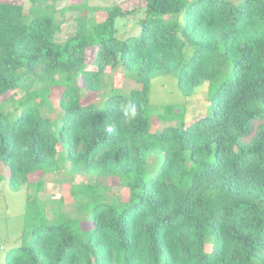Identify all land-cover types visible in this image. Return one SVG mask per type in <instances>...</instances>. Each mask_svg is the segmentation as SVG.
<instances>
[{
    "label": "trees",
    "instance_id": "trees-1",
    "mask_svg": "<svg viewBox=\"0 0 264 264\" xmlns=\"http://www.w3.org/2000/svg\"><path fill=\"white\" fill-rule=\"evenodd\" d=\"M56 1L0 2V169L38 200L61 162L91 182L68 184L60 203L74 215L40 216L4 264H264V0H145L131 11ZM70 12L74 33L57 41L58 15ZM135 15L137 31L121 34L119 21ZM107 70L138 87L103 90ZM159 76L184 97L207 83L206 114L151 132ZM53 88L57 120L41 115ZM129 102L136 116L125 119ZM151 155L161 157L155 173ZM98 177L126 199L106 198ZM28 204L27 218L42 211Z\"/></svg>",
    "mask_w": 264,
    "mask_h": 264
},
{
    "label": "rangeland",
    "instance_id": "rangeland-1",
    "mask_svg": "<svg viewBox=\"0 0 264 264\" xmlns=\"http://www.w3.org/2000/svg\"><path fill=\"white\" fill-rule=\"evenodd\" d=\"M233 3H237L240 0H230ZM0 2H11L17 4H24L28 6V0H0ZM80 0H57L56 8L62 9L70 4L80 3ZM87 5L91 8H106L111 6H118L122 11H131L133 9H142L145 5V0H87ZM76 13H65L63 17L58 15V19L61 21V29L56 36L57 41H64L70 37L75 30V18ZM88 16L95 19V21H102L105 18L103 12L90 11ZM138 16L126 17L119 21L117 27L121 28V34H131L137 31V25L131 27L132 19H137ZM132 31V32H131ZM120 34V35H121ZM93 51L88 50L87 56L92 57ZM91 69V67H89ZM121 71L115 72L106 71L103 76L104 89L111 87L121 88L123 94H128L130 90L138 87L132 80L121 78ZM60 89H52L49 99L51 107L49 109H42L41 115L44 118L49 117L51 120H57L61 116V111L57 106V100ZM207 83L197 87L192 96L184 97L176 87V82L171 76H159L151 81L150 91V106L152 108L150 114L149 130L151 132L161 131L164 128L175 129L179 122L185 125H189L195 120L203 117L207 112ZM92 96L95 105L102 106V99L99 96ZM18 98V95L15 96ZM175 107L172 114L164 113V107ZM5 112H12L13 104L11 101H6L3 104ZM174 119V120H172ZM161 162L159 155H151L148 158V171L155 173ZM68 163L61 162L59 164V170L54 173L45 174L41 181L43 183L42 191L38 193V199L36 198L33 187L26 189L21 187L18 190H13L8 182V174L6 169H0V264H4L7 253L20 246L22 239L28 240L31 237V231L33 226L40 221L38 218L43 216L46 223H51L52 219L58 212L61 214L74 215L75 211L70 204L60 203V197L62 194H66L68 184L91 182L90 178L83 174H71L69 172ZM149 173V172H148ZM150 174V173H149ZM35 179V176L32 180ZM98 179V180H97ZM95 181L97 186L103 185V194L106 198H111L112 195L118 194L119 197L126 199L127 191L125 189H119L116 187L115 181H107L104 178L98 177ZM100 187V186H99ZM65 189V190H64ZM31 196V197H30ZM27 198H29L30 209L37 210L36 206L41 203V210L34 212V216L26 217V205ZM40 201V202H39ZM43 207V208H42ZM71 216V217H72ZM38 220V222H37ZM29 237V238H30Z\"/></svg>",
    "mask_w": 264,
    "mask_h": 264
},
{
    "label": "clouds",
    "instance_id": "clouds-1",
    "mask_svg": "<svg viewBox=\"0 0 264 264\" xmlns=\"http://www.w3.org/2000/svg\"><path fill=\"white\" fill-rule=\"evenodd\" d=\"M119 111L125 119H132L136 116V106L130 102L122 104Z\"/></svg>",
    "mask_w": 264,
    "mask_h": 264
},
{
    "label": "crops",
    "instance_id": "crops-1",
    "mask_svg": "<svg viewBox=\"0 0 264 264\" xmlns=\"http://www.w3.org/2000/svg\"><path fill=\"white\" fill-rule=\"evenodd\" d=\"M1 249V248H0Z\"/></svg>",
    "mask_w": 264,
    "mask_h": 264
}]
</instances>
